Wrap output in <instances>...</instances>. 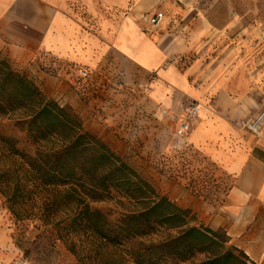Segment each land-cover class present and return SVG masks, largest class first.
Instances as JSON below:
<instances>
[{"label":"crops","instance_id":"crops-1","mask_svg":"<svg viewBox=\"0 0 264 264\" xmlns=\"http://www.w3.org/2000/svg\"><path fill=\"white\" fill-rule=\"evenodd\" d=\"M166 7V0H0V51L29 64L51 96L60 88L74 90L64 70L58 76L42 71L44 61L86 68V89L113 99L122 82L130 102L139 108L147 103L146 111L176 127L185 103L199 101L200 119L185 146L216 163L231 185L218 205L181 189L171 192L172 200L190 208L199 224L223 229L252 262L264 264V126L255 135L238 125L264 104L260 78L210 19L175 6L166 16ZM153 9L165 14L156 27L142 18ZM174 16L182 19L172 25Z\"/></svg>","mask_w":264,"mask_h":264},{"label":"trees","instance_id":"trees-1","mask_svg":"<svg viewBox=\"0 0 264 264\" xmlns=\"http://www.w3.org/2000/svg\"><path fill=\"white\" fill-rule=\"evenodd\" d=\"M3 158L18 163L0 164L6 207L18 222L37 218L50 245L64 244L80 264H248L223 229L199 224L0 51ZM43 190L52 193L44 200ZM39 196V214L23 210Z\"/></svg>","mask_w":264,"mask_h":264},{"label":"rangeland","instance_id":"rangeland-1","mask_svg":"<svg viewBox=\"0 0 264 264\" xmlns=\"http://www.w3.org/2000/svg\"><path fill=\"white\" fill-rule=\"evenodd\" d=\"M166 3V16L175 6L195 16L201 14L200 18L205 21L210 19L211 27L221 31L229 43L236 45L241 61L251 74L255 73L260 78L259 85L264 89V0H166ZM181 19L174 16L172 25ZM14 63L34 77L29 64ZM40 69L52 76H58L63 70L66 72L65 83L74 90L72 94L60 88L56 96H51L34 78L50 98L78 113L86 129L99 135L114 151L144 172L163 195L172 199L171 192L188 191L193 196H202L207 203L218 205L222 202L231 185V177L223 173L216 163L192 149H174L172 141L176 124L159 121L155 114L143 108L147 103H139V108L134 99L130 102L126 96L129 90L122 82L114 90L117 99H113L101 90L82 91L83 84L90 82V73L86 79L78 80L80 67H59L44 61ZM76 94L83 103L82 111L74 106L78 102L75 101ZM92 98H99V101L94 102ZM0 164L6 167L18 165L11 158H3ZM51 194L48 190L40 192L42 200ZM40 196L29 201L23 210L39 214ZM104 207L116 210L124 205L109 203ZM42 230V223L37 218L18 222L4 199L0 198V264H80L64 244L51 246ZM247 262L256 264L250 258Z\"/></svg>","mask_w":264,"mask_h":264},{"label":"built area","instance_id":"built-area-1","mask_svg":"<svg viewBox=\"0 0 264 264\" xmlns=\"http://www.w3.org/2000/svg\"><path fill=\"white\" fill-rule=\"evenodd\" d=\"M164 0H157L158 3ZM165 14L159 9H153L147 12L142 18L148 22L151 26L156 27L163 21ZM89 75V71L86 68H81L78 73L79 79H86ZM201 113V104L199 101L189 99L183 108V113L179 120L178 126L175 129L173 137V148L181 150L185 147V136L192 130V128L198 123ZM238 125L243 130H246L252 134L259 135L262 127L264 126V104L262 108L254 115L241 120Z\"/></svg>","mask_w":264,"mask_h":264}]
</instances>
